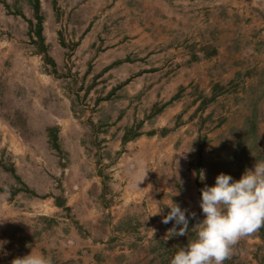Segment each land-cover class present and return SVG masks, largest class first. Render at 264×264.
<instances>
[{
	"label": "rangeland",
	"instance_id": "374dc122",
	"mask_svg": "<svg viewBox=\"0 0 264 264\" xmlns=\"http://www.w3.org/2000/svg\"><path fill=\"white\" fill-rule=\"evenodd\" d=\"M52 1L40 6L58 76L29 36L30 0H0V264L31 251L70 264L69 241L102 243L111 232V206L121 197L138 201L143 190L136 186L140 172H127L130 158L120 155L115 135L130 123L146 122L149 131L153 107L176 94L174 131L184 135L179 146L189 165L198 161L197 138H207L200 190L220 173L239 180L264 161V0H56V10ZM171 42H183L187 54L162 56ZM53 126L60 152L49 142ZM133 151L136 164L148 163L145 148ZM11 168L31 193L11 197L22 189ZM96 176L101 188L83 195ZM203 218L197 210L187 235L167 240L170 248L192 241ZM153 247L157 264H170L175 253L157 241ZM224 264H264L259 232L241 239Z\"/></svg>",
	"mask_w": 264,
	"mask_h": 264
},
{
	"label": "crops",
	"instance_id": "0c3cea01",
	"mask_svg": "<svg viewBox=\"0 0 264 264\" xmlns=\"http://www.w3.org/2000/svg\"><path fill=\"white\" fill-rule=\"evenodd\" d=\"M139 39L137 38L136 42ZM149 39L146 37L145 44L151 42L152 39ZM216 50L218 49L216 48ZM136 51L134 52L136 53ZM171 53L186 55L184 43L174 44V42H171L165 48H161L160 54L162 56H169ZM142 56L139 58H142ZM142 59L147 60L146 58ZM173 104L174 102L166 106L161 113L152 117L155 124L149 131H144V128L141 127L140 132L142 134L137 138L122 142L125 128H131V123L125 125L124 129L115 135L114 143L116 146L123 147L124 150L120 155L129 156L130 158L131 163L127 172H140L136 186L142 187L143 190L137 197L138 201L135 200V197H133V201H130L127 197H121L115 206H111L110 211L113 216L109 224L111 232L102 243L92 240V238L81 239V242L78 243L74 242L73 238V242L69 241L70 264H125V262L130 261H133L132 264H143L144 262L146 264H157V261L153 258L156 253L160 252L159 248L153 247V243L156 241L161 245V250L165 248L171 251V254L176 253L175 247L170 248L169 241L167 242V240L178 238L174 234L168 233L174 222L169 224L161 222L163 217L170 211L167 207L172 203H176L181 209H188L189 212L196 213L197 210H200V202L197 199L195 165H189L185 155L186 150L179 146L184 135L174 131L173 118L179 113L180 109L177 108L176 111L172 112ZM161 116L163 119L160 118ZM157 122L161 123L158 124ZM145 124L146 122L142 126ZM172 125L173 127H170ZM151 131L154 134L147 135ZM105 138L110 139L111 137L105 136ZM135 148L141 153L145 148L147 164L139 165L135 163L138 157V154L133 151ZM120 165L118 166L120 167ZM123 171L124 169L120 168V172ZM101 180L100 177L96 176L88 181L84 185L82 194H88L92 185L101 188ZM131 182H134L133 178L126 183L133 184ZM98 191L101 190L98 189ZM158 213L160 214L157 215ZM121 222H126L128 227H117ZM152 230H155L154 234ZM258 232L260 238L264 241L260 231ZM69 233L72 237H76V231L73 227H70ZM119 243L120 245H117Z\"/></svg>",
	"mask_w": 264,
	"mask_h": 264
},
{
	"label": "clouds",
	"instance_id": "9594fccd",
	"mask_svg": "<svg viewBox=\"0 0 264 264\" xmlns=\"http://www.w3.org/2000/svg\"><path fill=\"white\" fill-rule=\"evenodd\" d=\"M205 178L201 172L200 180L203 182ZM200 192L199 207L204 218L194 226L195 238L174 254L170 264H224L241 239L264 228V161H256L253 169H246L239 180L220 173L214 186L205 184ZM167 208L170 211L161 222H174L168 233L177 237L187 235L189 219H195L196 213L181 209L176 203ZM11 264H52V261L31 251L13 259Z\"/></svg>",
	"mask_w": 264,
	"mask_h": 264
},
{
	"label": "trees",
	"instance_id": "16d2710c",
	"mask_svg": "<svg viewBox=\"0 0 264 264\" xmlns=\"http://www.w3.org/2000/svg\"><path fill=\"white\" fill-rule=\"evenodd\" d=\"M53 8L54 10H56V4L57 1L53 0ZM30 4H31V9L33 10V16H34V20L35 22H33L32 20L26 19V17L23 16L22 13H17L18 15H21L24 19H26L28 25H29V36L31 38H33V36H35L37 38V42L39 43L40 46V52L43 54V61L51 66L52 71L51 73L55 76H58V72H57V67H56V63L55 61L48 55L47 52V46L45 45V39L43 36V16L41 14V6H40V0H30ZM60 44L61 46H65L64 41L62 39V37H60ZM75 45H73L72 47H74ZM123 61H118L117 63L114 64H119ZM176 98H178V95H174L168 102L162 104L161 106L157 107L156 105L153 107V111L151 116L154 117L157 114L161 113L163 111V109L168 106L169 104H171L174 100H176ZM214 100V96L212 98L209 99V101ZM203 102V101H202ZM143 122H139L137 125H135L132 128L126 129L124 132V135L122 137V142H126L129 139H133V138H137L138 136H140L142 133L140 132V129L142 127ZM47 134L49 137V142L50 145L53 149H55L56 151L60 152V145L58 143V126H53V127H49L47 129ZM154 132H148L147 135H153ZM198 141V146H197V158L198 161L195 165V173H196V184H197V192L199 194V198L200 196V187H199V178H200V173H201V165H200V161L202 158V154H203V149L204 146L206 144L207 138L204 136H199L197 138ZM9 172H11L17 182H19L22 185V189L21 190H14L13 192H11V197H14L19 191H25V192H29L31 193V191H29V188L21 181L20 177H18L15 174V170L13 168L9 169ZM34 196H36L33 193ZM55 200V204L60 207L63 208L65 211H70V208L66 206V202L65 199L63 197H54ZM260 234L261 237L264 238V228H261L260 230Z\"/></svg>",
	"mask_w": 264,
	"mask_h": 264
}]
</instances>
